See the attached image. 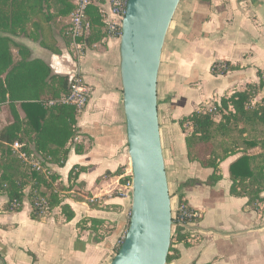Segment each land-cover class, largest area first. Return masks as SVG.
<instances>
[{
	"label": "crops",
	"instance_id": "0c3cea01",
	"mask_svg": "<svg viewBox=\"0 0 264 264\" xmlns=\"http://www.w3.org/2000/svg\"><path fill=\"white\" fill-rule=\"evenodd\" d=\"M93 4L109 12V0ZM46 5L32 19L38 29L28 26L37 38L16 41L30 59L68 77L77 65L66 36L69 15L59 16L54 0ZM119 60L118 40L105 35L90 47L84 44L79 68L90 96L76 114L66 161L58 167L33 158L42 173L58 177L53 187L71 220L61 206L33 219L27 199L21 211L7 210L8 199L0 195V264H109L115 256L131 209V190L121 183L131 168ZM215 65L229 70L215 73ZM260 78L264 81V0H180L161 53L157 111L172 205L183 201L199 219L185 226L188 241L173 242L168 264H264V193L255 203L230 194V165L241 154L219 164L220 180L211 186L212 170L187 160V134L180 125L203 106L258 85Z\"/></svg>",
	"mask_w": 264,
	"mask_h": 264
},
{
	"label": "trees",
	"instance_id": "16d2710c",
	"mask_svg": "<svg viewBox=\"0 0 264 264\" xmlns=\"http://www.w3.org/2000/svg\"><path fill=\"white\" fill-rule=\"evenodd\" d=\"M71 1L54 0L61 7L59 16L71 13ZM47 3L48 0H0V108L6 106L10 114V121L0 129V195L8 199L6 209L14 212L21 211L27 199L33 219L41 216V206H37L41 201L48 210L61 206L59 191L53 187L58 177L46 176L31 168L10 146L15 142L24 143L23 152L27 156L37 158L42 165L62 167L69 153L68 146L75 137L77 114L73 106L58 102L68 93V77L52 74L42 60L30 59L28 50L16 41L21 36L37 38L29 34L28 26L38 29L32 19L43 14ZM99 12L96 4L87 9L90 29L83 43L88 47L105 36ZM227 70L224 68L221 73ZM263 89L264 81L260 78L258 85H248L244 91L234 92L214 104L215 113L193 112L180 121L182 128L184 125L191 128L185 138L187 160L212 170L207 181L211 186L220 180L219 164L241 154L230 165V194L246 197L248 203L263 201L260 195L264 193V97L252 103ZM216 114L218 121H215ZM253 150L257 152L249 154ZM129 181L131 177H125L121 183ZM61 211L71 220L72 213L67 206H61ZM128 225L129 217L125 232ZM174 237L177 241L187 239L175 226ZM171 248L172 244L166 264L172 259Z\"/></svg>",
	"mask_w": 264,
	"mask_h": 264
},
{
	"label": "water",
	"instance_id": "95a60500",
	"mask_svg": "<svg viewBox=\"0 0 264 264\" xmlns=\"http://www.w3.org/2000/svg\"><path fill=\"white\" fill-rule=\"evenodd\" d=\"M180 0H128L121 22L119 71L131 168V209L109 264H166L172 203L157 111L161 53Z\"/></svg>",
	"mask_w": 264,
	"mask_h": 264
},
{
	"label": "built area",
	"instance_id": "2783aa9c",
	"mask_svg": "<svg viewBox=\"0 0 264 264\" xmlns=\"http://www.w3.org/2000/svg\"><path fill=\"white\" fill-rule=\"evenodd\" d=\"M128 0H109V12L100 10L102 24L104 26V33L106 38L118 40L121 36V22L125 14ZM94 3V0H75L73 9L69 14L68 28L66 36L71 42V47L74 52L77 65L75 64L74 72L68 76V93L63 96L58 102L66 105L73 106L77 112L82 110L89 101V89L84 83L83 77L80 72V62L84 56V43L83 39L87 36L90 24L87 18V9ZM225 68L224 65H215L214 71H222ZM53 104V102H50ZM207 113H215V107L208 108ZM218 114L215 115V117ZM12 151L23 160L31 168L41 171V166L33 158L27 156L23 149L24 143L15 142L11 146ZM125 187L131 190V181L125 184ZM17 207V204H13ZM40 207L41 216L46 215L49 210L44 201L37 203ZM199 219V214L195 211H191L183 201H178L173 207L172 205V227H185L189 223L196 222ZM125 234L120 238L118 244L122 243ZM121 245V244H120Z\"/></svg>",
	"mask_w": 264,
	"mask_h": 264
},
{
	"label": "rangeland",
	"instance_id": "374dc122",
	"mask_svg": "<svg viewBox=\"0 0 264 264\" xmlns=\"http://www.w3.org/2000/svg\"><path fill=\"white\" fill-rule=\"evenodd\" d=\"M260 94H262V96H261V98H258V99H254L253 101H252V103H256V102H258V101H261L260 99H262L263 97H264V89L263 90H261L260 92H259ZM160 104V106H161V101L159 102ZM159 106V107H160ZM212 107H214V104H210V105H206V106H203V108H202V110H200V111H206L208 108H212ZM158 108V107H157ZM219 120V115H217L216 117H215V121H218ZM4 121H10V114H9V111H8V108L5 106V107H3L1 110H0V126L1 125H3L4 124ZM188 127H190L189 125H184V127H183V130L185 131V133L186 134H189L190 132H191V130H188ZM160 136H161V134H160ZM161 145H162V138H161ZM162 153H163V145H162ZM131 177V176H130ZM169 189V188H168ZM169 194H170V190H169ZM172 194H170V199H171V203L173 202V200H172ZM173 227H172V235H173ZM126 232H124L123 233V235L125 234ZM122 235V236H123ZM172 235H171V241H172ZM121 236V237H122ZM121 244V243H120ZM120 244H118V246H117V249H119V247H120ZM115 255H116V253H115Z\"/></svg>",
	"mask_w": 264,
	"mask_h": 264
},
{
	"label": "flooded vegetation",
	"instance_id": "af4514ba",
	"mask_svg": "<svg viewBox=\"0 0 264 264\" xmlns=\"http://www.w3.org/2000/svg\"><path fill=\"white\" fill-rule=\"evenodd\" d=\"M224 70V69H223ZM222 70V71H223ZM222 71H214L215 73H218V74H221V72ZM178 227V226H177ZM178 228H180L181 230H182V234H184L186 237H187V239L185 240V241H188L189 240V237H188V235H187V231L185 230V227H178ZM176 240V238L174 237V238H172V241H171V243H170V245L171 244H173V242ZM171 253V252H170Z\"/></svg>",
	"mask_w": 264,
	"mask_h": 264
}]
</instances>
